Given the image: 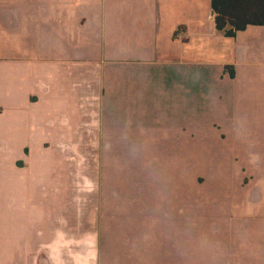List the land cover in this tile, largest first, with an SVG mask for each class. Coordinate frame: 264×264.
<instances>
[{"label": "crops", "instance_id": "crops-1", "mask_svg": "<svg viewBox=\"0 0 264 264\" xmlns=\"http://www.w3.org/2000/svg\"><path fill=\"white\" fill-rule=\"evenodd\" d=\"M0 264H264V26L0 0Z\"/></svg>", "mask_w": 264, "mask_h": 264}, {"label": "trees", "instance_id": "trees-1", "mask_svg": "<svg viewBox=\"0 0 264 264\" xmlns=\"http://www.w3.org/2000/svg\"><path fill=\"white\" fill-rule=\"evenodd\" d=\"M215 27L225 36L234 37L248 25L264 26V0H211ZM231 77L232 67H228Z\"/></svg>", "mask_w": 264, "mask_h": 264}, {"label": "rangeland", "instance_id": "rangeland-1", "mask_svg": "<svg viewBox=\"0 0 264 264\" xmlns=\"http://www.w3.org/2000/svg\"><path fill=\"white\" fill-rule=\"evenodd\" d=\"M203 42H206V41H203ZM198 45V40L194 42V47H196ZM198 47V46H197ZM193 189H199L202 187L203 185V176L202 174L200 173V167H193ZM243 174H246V173H243ZM242 174V175H243ZM245 182L248 180L247 178H245Z\"/></svg>", "mask_w": 264, "mask_h": 264}]
</instances>
